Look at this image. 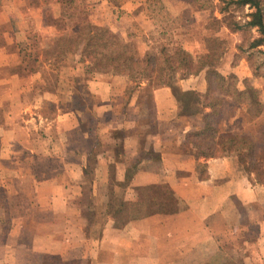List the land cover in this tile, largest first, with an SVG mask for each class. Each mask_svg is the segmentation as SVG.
<instances>
[{"label":"crops","instance_id":"obj_1","mask_svg":"<svg viewBox=\"0 0 264 264\" xmlns=\"http://www.w3.org/2000/svg\"><path fill=\"white\" fill-rule=\"evenodd\" d=\"M87 1L92 22L124 41L137 27L135 53L145 57L153 43L148 26L156 24L148 0ZM196 1L161 0V5L172 18L202 24L211 14L202 5L194 10ZM8 8L0 0V154L16 165L2 168L8 173L50 168L53 174L32 176L26 193L18 191L23 174L5 181L0 264H264V184L240 155L199 158L189 142L211 111L205 103L208 69L175 83L196 94L188 114L181 112L173 88H153L151 101L139 94L127 98L126 78L109 73L87 80L96 106L81 113L74 107L80 55L69 66L71 86L63 88L62 75L52 90L26 99L29 86H48L44 72L50 69L43 65L37 73L21 74L29 23ZM213 15L219 16L216 8ZM42 16L40 28H52ZM235 58L236 49L227 50L215 71L237 73ZM244 79L257 80L250 69ZM137 86L145 91L148 84ZM49 103L52 116L43 112ZM18 153L28 154L27 163L16 161ZM151 201L161 207L149 211Z\"/></svg>","mask_w":264,"mask_h":264},{"label":"rangeland","instance_id":"obj_2","mask_svg":"<svg viewBox=\"0 0 264 264\" xmlns=\"http://www.w3.org/2000/svg\"><path fill=\"white\" fill-rule=\"evenodd\" d=\"M8 11H16L21 16L27 18L29 23L27 32H29V42L22 46V56L23 64L21 67V74L23 76H28L37 71L43 65H47L50 71L44 72V77L49 83L48 86H29L26 91V99H34L35 94L43 91L44 89L52 90L54 88L56 81L62 79L64 76L65 86L61 84L63 88H68L71 86L70 82H73V77H70V64L72 60H76V55L79 56V63L82 66L81 70V83L76 85L74 89L75 103L74 107L81 113H86L88 110V105L93 109L95 107V99L89 96L87 93V88L85 89V84L94 73L93 65L88 62V58L83 56L84 48L77 52L69 53L65 58H61L59 61H55V57H49L45 59L46 55L51 53V48L57 44L58 37H71L73 39H78L85 34L89 29L87 28V23L95 27L94 31L97 35V30L102 29L108 32L107 39L111 43H122L125 45L126 51L129 55L136 56V44H137V31L134 25L131 27L129 32L131 36L128 41H124L121 38L120 33H114L105 25H97L91 20V7L88 6L87 0H6ZM61 2L59 5L58 2ZM120 3L122 0H115ZM240 0H198L193 5V9L197 10L200 5L202 7L208 8L209 16L207 21L202 24L188 25L185 23L188 19L186 16H181L178 18H172L161 5V0H148L151 5L150 10L153 11L155 16L156 24L148 26L151 32L152 44L150 49L146 52V55L153 58L151 66L149 69L155 70L154 66L158 70H162V79L165 81L177 82L182 77H185V73L181 71L180 68L177 69L179 55L181 52L185 51L192 55L195 60L194 66L201 64V59L207 54L223 55L227 50L236 49L235 67L237 73L229 72L224 77L230 78L229 83H221L218 79L214 78L211 85V90L209 93V99L217 100L223 102V113H222V129L223 134H246L251 137L254 141L258 143L259 155L264 156V46L258 49L250 48V44L254 38L259 37V33L256 29L249 28L246 23L250 20L249 14L254 11L248 5L243 6L239 4ZM57 4V5H56ZM43 7V8H41ZM261 7L264 11V0H261ZM216 10L219 16L213 15ZM42 17V21L49 25H52L47 30H44L46 25L40 28L39 18ZM188 18L191 14H187ZM183 19V21H182ZM186 19V20H185ZM241 26V29H237ZM82 28V29H81ZM95 35V36H96ZM123 36V35H122ZM99 37V36H97ZM101 42V41H100ZM98 54L106 51L103 49H98ZM122 52V51H121ZM96 54V53H95ZM139 58L147 60V56ZM219 60V62H220ZM124 56L120 60H117L118 68L123 69V73L111 74L115 76H124L127 81V87L125 90V96L131 98L133 95L139 94L140 97L151 101L153 89L152 86L148 85L145 91L136 89L139 83H147L149 76L143 73L141 70L142 62L136 64L132 70L126 69L123 65ZM140 61V60H139ZM203 62V61H202ZM218 62V63H219ZM259 66L257 72L263 77H256L257 80L253 79L252 82L245 81L244 77L249 72L252 71L254 76L255 67ZM44 67V66H43ZM216 67V66H215ZM215 67L212 69L215 70ZM180 69V70H179ZM232 69V68H231ZM52 70V71H51ZM142 72V74H141ZM67 80H69L67 82ZM69 83V85H67ZM231 84L230 87L226 85ZM254 84L259 88L258 99L260 101L259 105L253 106L251 111H248L249 106L245 97H238L235 95V88L239 90H244L245 85L251 86ZM221 86L223 88H221ZM229 89L227 93L226 90ZM140 91V93H138ZM230 98V99H228ZM90 103V104H89ZM208 103V100H205ZM73 107V104L70 105ZM55 107L53 104H46L43 112L52 116L55 112ZM96 111V109H95ZM99 126L101 134V144L106 139L103 135V123L106 121H101ZM87 122H85V128H87ZM98 132V131H97ZM1 140V139H0ZM3 145L0 143V149ZM1 157L0 154V209L1 212L7 213V200H5V181H13L18 179V176H23V184L18 191L29 192L32 190V184L30 186L31 177L34 175L38 176V173H46V177L50 178L53 174L50 168L33 169L26 168L21 170V168L12 169L11 173L5 171L2 166L16 165L11 159L6 157V153ZM19 155V156H18ZM28 154L18 153L16 156V161H21L27 163ZM240 160L243 163H247L244 155H240ZM44 162V161H43ZM45 163V162H44ZM249 166V165H248ZM55 169V167H53ZM201 172L203 169L200 168ZM3 183V184H2ZM16 190V188L14 187ZM259 210H257L258 212ZM86 216V215H85ZM87 217V216H86ZM5 218V217H4ZM5 223H7V217L5 218Z\"/></svg>","mask_w":264,"mask_h":264},{"label":"trees","instance_id":"obj_3","mask_svg":"<svg viewBox=\"0 0 264 264\" xmlns=\"http://www.w3.org/2000/svg\"><path fill=\"white\" fill-rule=\"evenodd\" d=\"M238 3L243 6L248 5L251 9H254V11L249 14L250 20L246 23V26L256 29L259 33V37L254 38L250 44V48L258 49L259 47L264 46V11L261 7V0H240ZM87 24V28L89 29L83 34V36H81V38L73 39L71 37H58L56 41L57 44L51 48V53L46 55L45 59L55 57V61H59L61 58H65L67 54L77 52L84 48L83 56H85V58L86 56L88 58L90 57L88 62L93 65L96 73L111 74L123 73V69L121 70V68L116 67L118 66L117 60L121 61L123 56L124 61L122 63L126 69L132 70L136 64L142 62L143 65L141 66V70L149 76L148 85L153 88L165 85L173 88L181 112L183 114L193 112L195 106L194 103L195 101H198L196 94L192 92H182L179 88H175V82L173 83L162 79V70H158L155 66V70L149 69L152 60H154L153 58L146 55L147 60L145 61L135 57V55H129V52L126 51L125 45L120 42L115 44L108 41L107 31L98 29L96 35V32L94 31L95 27L91 26L90 23ZM237 27V29L242 28L238 25ZM99 48L106 51V53L104 54V52H102L98 54L97 51ZM21 51H23V48H21ZM259 51L264 52L263 50ZM179 56L177 69L180 68L181 71L185 73V76L196 75L201 71L208 69L207 82L209 85V92L214 80L212 74L219 82L224 84L229 83L228 81L230 78H226L212 69L218 64L221 55L207 54L200 58L201 64L198 66H194L195 60L189 53L183 51ZM258 68L259 66L255 67L254 75L256 77H263L257 72ZM227 86L230 87L231 84L226 85V87ZM221 88L223 87L221 86ZM226 92L228 93L229 89H227ZM234 93L240 98L245 97L249 106L248 111H251L253 106L259 105L260 103L258 99V90L252 86L246 85L244 90L235 88ZM222 106L223 102L208 98L207 107H209L211 111L205 115L204 128L199 132L188 135L189 142L192 143L196 151L195 155L199 158L203 157L205 159L223 155H244L248 162L249 170L254 174L257 182L264 184V156L259 155L258 143L246 134L222 133L223 131L220 128L223 122ZM150 203L151 205H148L149 211L151 208H154L155 205L159 206L161 204L159 202L154 203V201H151ZM159 211H162V209L160 208Z\"/></svg>","mask_w":264,"mask_h":264}]
</instances>
